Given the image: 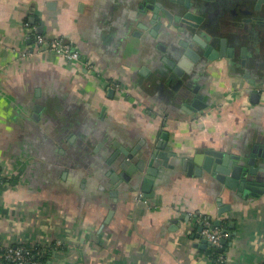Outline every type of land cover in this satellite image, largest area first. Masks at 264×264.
Masks as SVG:
<instances>
[{
  "label": "crops",
  "instance_id": "1",
  "mask_svg": "<svg viewBox=\"0 0 264 264\" xmlns=\"http://www.w3.org/2000/svg\"><path fill=\"white\" fill-rule=\"evenodd\" d=\"M256 2L206 1L211 17L239 26L251 16L242 11L264 12V2L251 7ZM146 3L0 0V169L8 180L0 185V246L43 247L45 264H221L210 257V244L200 247L209 221L225 234L223 264H264V37L228 45L233 56L210 61L202 72L199 46L192 47L196 60L179 59L189 75L199 72L207 104L188 112L173 86L188 74L163 83L158 74L171 69L164 61L174 58L170 42L193 37H180L163 11L152 22ZM37 35L63 38L82 63L33 53ZM142 141L136 161L150 168L152 155L142 151L163 141L169 166L155 159L151 192L141 189L143 178L134 180L147 176L140 170L133 183L115 186L111 176L123 170L109 162L114 142L131 151ZM206 150L239 157L235 163L245 170L233 189L183 168ZM247 178L262 192L246 193Z\"/></svg>",
  "mask_w": 264,
  "mask_h": 264
},
{
  "label": "water",
  "instance_id": "2",
  "mask_svg": "<svg viewBox=\"0 0 264 264\" xmlns=\"http://www.w3.org/2000/svg\"><path fill=\"white\" fill-rule=\"evenodd\" d=\"M156 0H147L148 3L145 4V8L143 9L144 14L147 12L146 9H150L154 11L153 18L154 20L152 22H156L158 19L160 20L159 12L163 11L167 14L168 17H172L171 14L166 11L165 9H162L161 4L155 3ZM263 1L261 0L260 3ZM187 5H190L187 1ZM188 19L190 20H202L203 18H196L198 16H195L193 14L187 15ZM187 21V24L190 26H193L194 24L191 21ZM162 25L158 24L156 29H160ZM196 27H198L196 25ZM155 33V32H154ZM156 34V33H155ZM195 42L199 43L203 48H207L206 55L210 56V53H213L212 56H210V60H216L222 57H232L233 56V49L231 47H228V43L226 39L222 40V45L219 50L215 49L214 47L210 46L208 44V41H210V36L206 34H196L193 39ZM246 51L245 48H243V57H246L244 54ZM188 54L197 58L198 55L193 52L191 49L188 50ZM165 62L170 65L172 68H174L175 72L178 73L179 75L182 74V71L180 68L176 67V64L172 62L169 58L164 59ZM145 74V71H143ZM198 89L195 90L197 92ZM112 92V90H110ZM253 97H256L255 94ZM204 97L200 94L198 95L196 101L192 105L186 104V108H184L188 112H197L199 110H203L207 104L204 103ZM40 109L37 108V112H39ZM163 140H166L167 136L166 133L163 134L162 136ZM142 143L145 144L144 141H142L136 148L132 149L131 151L126 150L125 148H122L117 142H114V145L118 148L111 156H110V165L118 164L117 166L120 165L121 169L123 170V173L121 175H116L113 174L111 177V181L115 186H119L123 181H126L127 183H133L134 180L140 182V179H142V187L141 189L144 192H149L152 188V183H154V180L156 179L158 175V167L159 163H156L155 159L163 160V165L164 166H169V160L170 156L172 154L169 153L170 148L165 144L163 141H159L156 146L153 148L151 147V144L147 145L145 149L142 151L145 154V158L148 157V154L150 153L152 155V159L149 163L150 168L147 169L146 167V162L139 160L136 161V158L138 157V150L142 149ZM107 152L109 150H106ZM105 151V152H106ZM137 156V157H135ZM255 155H252V158L249 160L248 164L249 166H253L255 164ZM235 160H239L238 156H231L223 152H217L214 150H206L204 152H200L196 154L191 160H184L183 162V168L185 170H188V174L190 176L194 175H202L203 172H207L211 174L213 177H215L217 180H219L222 184L226 185V187L233 189L234 186L239 184V181L242 178V172L245 170L243 165L236 164ZM155 166V167H154ZM140 170L142 173L147 172V176H140L137 178L132 179V175ZM250 173L254 172L253 169L249 170ZM155 177V179H154ZM249 178L243 179L242 180V185H245L246 188V193L247 191H255L253 193L254 195H258L261 193V190L253 189L249 186ZM151 192V191H150ZM116 192L113 193L115 195ZM245 194L244 197H246ZM147 197H151L152 193L147 194ZM222 211V210H221ZM113 215V211H110L109 216ZM108 221V220H107ZM221 221L216 220L215 225L218 226L220 225ZM213 228V227H212ZM215 229V228H213ZM209 245L207 240L202 241V245L200 247H207Z\"/></svg>",
  "mask_w": 264,
  "mask_h": 264
},
{
  "label": "flooded vegetation",
  "instance_id": "3",
  "mask_svg": "<svg viewBox=\"0 0 264 264\" xmlns=\"http://www.w3.org/2000/svg\"><path fill=\"white\" fill-rule=\"evenodd\" d=\"M166 1H168L169 3ZM187 1L188 3H190V5H187ZM206 1H210V0H158V4H161L162 9H165L166 11H168L170 14L173 15V16L171 15L172 17L170 20L173 21V23L177 26L179 33L182 34V36L180 37L192 36L194 39V36L196 34H199L202 36V34L207 33L210 36V41H208V44L217 50L220 49L223 39L227 40L228 45L232 43L236 44L238 42L241 45V43L243 42L245 43L246 40H248L249 38H254L256 34L258 33L264 37V12H262V10L254 14L253 12H250L248 10L242 11L243 15H251V16L250 17L246 16L242 18V22L239 26L238 23L236 22H229V21H224V20L220 22L219 17H211L210 15L212 12H211L210 6L207 5ZM262 1L264 2V0ZM260 2L261 0H257V2L255 3V6L254 5L251 6V4L250 6L254 7L255 9L260 10L263 4ZM215 6H218V3L215 2ZM189 14L198 16L196 18H200V19L202 17L203 19L200 21L190 20L188 19V16H187ZM189 20L194 24L193 26H190L187 24V21ZM221 23L225 24V27L223 26L224 28L222 30L220 27V25H222ZM196 25L198 27H196ZM243 25H245V27H249V30L247 33L243 31ZM160 31H161V27L155 32L157 33V36H159ZM170 43H171V47L174 48L173 49L174 53H171L172 56H174V58L173 57L170 58L169 56H166L165 58H169L170 60H172V62L176 64V67L180 68V70L182 71V74L179 75L178 73H176L174 68H172L170 65H168L165 62L169 66V68H171L170 69L171 71L169 69H165V71H161L158 74L162 78V83H163V79L164 78L167 79L169 76L170 78H173L175 76H180L181 78H183L184 73L188 74L190 72V69L186 68L178 60L182 58H184L185 60V56H188L191 59L196 60L199 56L195 58L188 54V50L190 49L196 53V51L192 47L199 46L198 54L201 57L200 63H199L200 67L198 68L199 72H202V70L206 68V65L210 63V61L214 62L218 60V59L210 60V56H212L213 53H210V56L206 55L207 48H203L199 43L195 42L194 40L187 43L186 40L182 41L181 39L178 38L177 40H173ZM158 47L163 49L165 53L170 52L167 50V46H164L165 47L164 48L162 45L161 46L159 45ZM183 48H186L185 51ZM244 58L246 59L247 57H244ZM174 59H176L177 62ZM199 72H196V74L194 75L193 74L186 75V79L183 80L184 82L180 80L179 78H176L178 82L176 84H173V86L175 85L174 88L178 89V92L180 94L178 101L181 102L182 100H184L188 102V103L187 102L183 103L185 104V106L186 104L192 105L196 101L198 95L200 94L202 95L201 91L203 90H201L199 86L201 85V81H200L201 76L199 75ZM193 82L196 84H194ZM154 85H156V83ZM157 88L158 89L161 88V86H159V83H158ZM196 89H198L197 92H195Z\"/></svg>",
  "mask_w": 264,
  "mask_h": 264
},
{
  "label": "built area",
  "instance_id": "4",
  "mask_svg": "<svg viewBox=\"0 0 264 264\" xmlns=\"http://www.w3.org/2000/svg\"><path fill=\"white\" fill-rule=\"evenodd\" d=\"M41 52H50L55 55L63 56L70 62L82 63V56L80 52L63 38L56 37L49 40L43 35H37L33 53L36 54ZM117 86L120 87V84H117ZM202 234L204 239L207 240L211 246L219 249L222 248V242L224 241L225 234L214 230L209 221H206ZM3 249L4 248L0 246V250ZM33 257L34 254L22 246L8 248L5 250V258L11 264H41L39 260L33 259ZM218 262L223 264L226 260L221 256Z\"/></svg>",
  "mask_w": 264,
  "mask_h": 264
},
{
  "label": "trees",
  "instance_id": "5",
  "mask_svg": "<svg viewBox=\"0 0 264 264\" xmlns=\"http://www.w3.org/2000/svg\"><path fill=\"white\" fill-rule=\"evenodd\" d=\"M150 85V83H149ZM152 86H154V82L151 83ZM148 89H151L150 86H147ZM7 178L3 175L2 170L0 169V185L3 186V184H5L7 182ZM26 249H28L32 254H34L33 259L39 260L41 262V264H45L46 263V258H45V250L43 247H38V246H34V247H25ZM8 248H4L3 250H0V264H11L6 258H5V250ZM208 253L210 255V257L214 260V261H218L220 259V257L222 256V253L220 252L219 248H216L214 246L209 247Z\"/></svg>",
  "mask_w": 264,
  "mask_h": 264
}]
</instances>
